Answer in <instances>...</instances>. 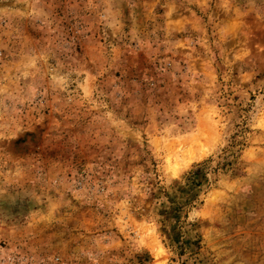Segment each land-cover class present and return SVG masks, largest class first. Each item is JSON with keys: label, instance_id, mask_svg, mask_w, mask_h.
Here are the masks:
<instances>
[{"label": "rangeland", "instance_id": "obj_1", "mask_svg": "<svg viewBox=\"0 0 264 264\" xmlns=\"http://www.w3.org/2000/svg\"><path fill=\"white\" fill-rule=\"evenodd\" d=\"M0 264H264V0H0Z\"/></svg>", "mask_w": 264, "mask_h": 264}, {"label": "bare ground", "instance_id": "obj_2", "mask_svg": "<svg viewBox=\"0 0 264 264\" xmlns=\"http://www.w3.org/2000/svg\"><path fill=\"white\" fill-rule=\"evenodd\" d=\"M189 143H190V142H189ZM187 148H188V150H187L185 153L188 154V153H189V147H187ZM181 153H182L183 157L186 158V157H185V154H184V151H181ZM191 156H192V153H189V154H188V157H187V158H189V159L187 160V162H188V161H191ZM183 162H186V159H183Z\"/></svg>", "mask_w": 264, "mask_h": 264}]
</instances>
